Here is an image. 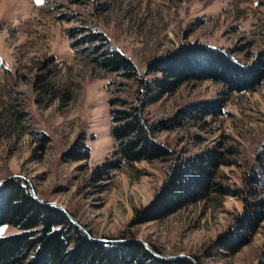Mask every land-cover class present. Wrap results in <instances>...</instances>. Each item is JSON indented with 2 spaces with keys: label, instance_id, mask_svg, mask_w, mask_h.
I'll list each match as a JSON object with an SVG mask.
<instances>
[{
  "label": "rangeland",
  "instance_id": "1",
  "mask_svg": "<svg viewBox=\"0 0 264 264\" xmlns=\"http://www.w3.org/2000/svg\"><path fill=\"white\" fill-rule=\"evenodd\" d=\"M75 26L103 31L140 72L183 43L230 49L251 64L264 53V0H0V181L13 175L25 180L39 200L60 205L95 238L133 235L155 246L161 259L256 264L264 220L238 251L213 246L242 211L240 197L212 195L131 226L135 210L162 185L169 161L124 164L108 179H91L113 157L108 99L120 78L71 46L75 39L67 29ZM123 82L119 95L129 97L134 83ZM219 98V114L185 118L156 138L184 156L216 147L227 160L217 169L218 180L239 188L264 142V77L255 90L232 93L209 79L188 81L146 107V114L166 120L186 105ZM81 135L89 157L63 160ZM17 231L0 226V236Z\"/></svg>",
  "mask_w": 264,
  "mask_h": 264
},
{
  "label": "trees",
  "instance_id": "2",
  "mask_svg": "<svg viewBox=\"0 0 264 264\" xmlns=\"http://www.w3.org/2000/svg\"><path fill=\"white\" fill-rule=\"evenodd\" d=\"M67 35L75 39L71 46L85 54L94 67L120 78L112 82L116 87L108 99L115 143L113 157L98 165L91 179H108L113 170L124 164L169 161L162 185L146 206L135 210L130 225L161 220L212 195H231L243 200V209L218 235L213 246L234 253L247 244L264 220V142L244 174L243 186L231 188L218 180V167L227 163L222 151L213 147L184 156L156 138L157 132L181 126L185 118L219 114L224 104L222 98L186 105L166 120L151 121L146 107L174 92L182 83L194 80L220 83L226 93L255 90L264 77V53L253 63L245 64L230 49L183 43L167 55L149 61L145 71L140 72L130 57L111 45L103 31L75 26L67 29ZM124 80L134 83L129 97L119 95L121 86L126 85ZM83 139L79 136L62 153V159H87L89 150ZM3 224L18 231L0 236V264H192L182 257L161 259L133 235L117 238L127 240L120 243L92 240L62 210L43 199L37 200L20 178L7 179L0 186V226ZM256 264H264V250Z\"/></svg>",
  "mask_w": 264,
  "mask_h": 264
},
{
  "label": "water",
  "instance_id": "3",
  "mask_svg": "<svg viewBox=\"0 0 264 264\" xmlns=\"http://www.w3.org/2000/svg\"><path fill=\"white\" fill-rule=\"evenodd\" d=\"M13 177H16V175H13V176H11V177H9V178H13ZM18 177V176H17ZM6 180H1L0 181V186L5 182ZM30 189H31V192H32V194L34 195V197L37 199V200H39L38 198H37V196L35 195V193H34V190H33V188L32 187H30ZM40 201V200H39ZM48 205H52V206H56V207H58L59 209H61L63 212H64V214L70 219V221L73 223V224H75L80 230H82L90 239H92V240H96V241H99V242H102V243H120V242H125V241H127V240H106V239H100V238H95V237H93V236H91L90 234H89V232L87 231V230H85L83 227H81L79 224H77V222L74 220V218L70 215V214H68L60 205H57V204H55V203H47ZM137 241H139V242H141L144 246H145V248L149 251V252H151L153 255H155V256H158V257H160V258H165L164 256H162V255H160L159 253H157L155 250H153L152 248H150L149 246H148V244L147 243H145L144 241H142V240H140V239H136ZM175 258V257H174ZM189 258V257H188ZM191 259V258H190ZM192 260V259H191Z\"/></svg>",
  "mask_w": 264,
  "mask_h": 264
}]
</instances>
